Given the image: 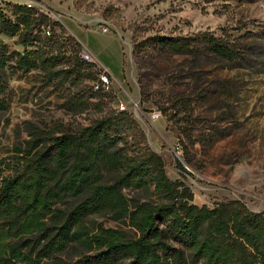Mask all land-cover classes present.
I'll return each mask as SVG.
<instances>
[{
  "label": "trees",
  "instance_id": "1",
  "mask_svg": "<svg viewBox=\"0 0 264 264\" xmlns=\"http://www.w3.org/2000/svg\"><path fill=\"white\" fill-rule=\"evenodd\" d=\"M3 3L0 36L15 37L18 47L0 37V110L8 107L13 75L37 72L47 84H71L84 71L97 78L78 51L66 55L68 38L50 27L47 15ZM205 51L226 63L237 61L232 44L207 32L134 41L140 86L156 78L170 85L162 108L168 119L192 124L201 118L197 107L208 97L197 89L194 68L203 66ZM175 63L184 74L173 84ZM188 77L190 91L178 80ZM122 120L126 127L134 123L124 111H112L78 130L37 125L32 138L0 159V264H264V210L252 211L237 199L197 205L189 186L171 179L143 134L135 142ZM184 136L191 145L200 141L192 132ZM181 148L189 164V150ZM130 191L140 196L129 197ZM95 215H108L132 234L89 222ZM69 248L77 252L74 260L56 258Z\"/></svg>",
  "mask_w": 264,
  "mask_h": 264
},
{
  "label": "rangeland",
  "instance_id": "2",
  "mask_svg": "<svg viewBox=\"0 0 264 264\" xmlns=\"http://www.w3.org/2000/svg\"><path fill=\"white\" fill-rule=\"evenodd\" d=\"M24 1L44 8L50 27L68 38L67 56L88 48L102 51L104 62L98 60L110 78L93 93L86 71L71 84H47L37 72L13 75L8 107L0 110V159L32 138L34 126L78 130L109 112L124 111L134 120L130 127L121 121L130 138L141 141L143 134L142 140L162 157L167 175L189 186L194 203L211 207L237 199L252 211L264 210V0H8L10 5ZM206 32L232 44L237 61L226 63L205 51L203 66L194 68L197 89L208 97L197 107L201 118L192 124L170 120L162 109L168 106L164 100L170 85L156 78L140 86L133 43L155 34L188 37ZM0 37L11 48L18 47L15 37ZM181 68L173 65V84L183 76ZM178 80L188 91L194 89L189 77ZM74 99L84 103L70 105ZM185 132L200 141L191 145ZM182 145L189 150V164L182 161ZM88 221L132 234L108 215L90 216ZM76 257L73 248L56 255Z\"/></svg>",
  "mask_w": 264,
  "mask_h": 264
},
{
  "label": "built area",
  "instance_id": "3",
  "mask_svg": "<svg viewBox=\"0 0 264 264\" xmlns=\"http://www.w3.org/2000/svg\"><path fill=\"white\" fill-rule=\"evenodd\" d=\"M3 0H0V5H3ZM24 4L29 7L32 8L33 6L37 7L36 11L39 13H43L45 15L48 16V13L44 10V8L36 6L35 4L28 2V1H24ZM33 9V8H32ZM100 30L102 32H106L107 31V27L106 26H101ZM46 35H50V29L49 27H47L44 30ZM80 57L93 65L94 70L96 71L97 74V78L92 82V88L93 90H99L103 87H105L107 84H109V78H110V71L109 69L103 65L102 63L99 62V60L92 54V52H90L88 49H84L81 50L79 52ZM159 114H156V116H158Z\"/></svg>",
  "mask_w": 264,
  "mask_h": 264
},
{
  "label": "crops",
  "instance_id": "4",
  "mask_svg": "<svg viewBox=\"0 0 264 264\" xmlns=\"http://www.w3.org/2000/svg\"><path fill=\"white\" fill-rule=\"evenodd\" d=\"M91 52H92V54L97 58V59H99L101 62H104L102 59H101V57L100 56H102L103 55V52L102 51H99V50H97L96 48H88ZM104 56V55H103Z\"/></svg>",
  "mask_w": 264,
  "mask_h": 264
}]
</instances>
